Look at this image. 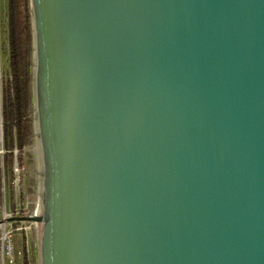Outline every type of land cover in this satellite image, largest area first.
<instances>
[{
    "label": "water",
    "instance_id": "1",
    "mask_svg": "<svg viewBox=\"0 0 264 264\" xmlns=\"http://www.w3.org/2000/svg\"><path fill=\"white\" fill-rule=\"evenodd\" d=\"M38 264H264V0H30Z\"/></svg>",
    "mask_w": 264,
    "mask_h": 264
},
{
    "label": "rangeland",
    "instance_id": "2",
    "mask_svg": "<svg viewBox=\"0 0 264 264\" xmlns=\"http://www.w3.org/2000/svg\"><path fill=\"white\" fill-rule=\"evenodd\" d=\"M8 10V0H0V221L35 213L30 132L23 149L16 147V144L14 150L8 151L5 142L3 97L4 89L11 81ZM28 126L30 131V111ZM9 153L15 155L14 163L17 154L18 159L22 157V165L26 167L20 190L14 184L16 180L14 163L10 162ZM9 234L13 235L16 251L22 252L15 264H38L36 225L30 222L0 224V264H9L3 253V239Z\"/></svg>",
    "mask_w": 264,
    "mask_h": 264
},
{
    "label": "trees",
    "instance_id": "3",
    "mask_svg": "<svg viewBox=\"0 0 264 264\" xmlns=\"http://www.w3.org/2000/svg\"><path fill=\"white\" fill-rule=\"evenodd\" d=\"M30 0H8L11 81L4 89L5 142L9 150L23 149L29 136L31 104V14ZM9 138V139H8ZM14 163V154L9 153ZM23 163L22 157L18 159Z\"/></svg>",
    "mask_w": 264,
    "mask_h": 264
},
{
    "label": "built area",
    "instance_id": "4",
    "mask_svg": "<svg viewBox=\"0 0 264 264\" xmlns=\"http://www.w3.org/2000/svg\"><path fill=\"white\" fill-rule=\"evenodd\" d=\"M15 153L18 152L15 151ZM17 155L14 163V173L16 176V180L14 181V184L20 190L21 179L22 176L25 174L26 167L19 163ZM3 253L5 255V259L8 261L9 264H15L19 256L22 255V252H17L15 249L12 234H9L3 239Z\"/></svg>",
    "mask_w": 264,
    "mask_h": 264
}]
</instances>
